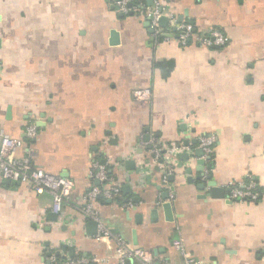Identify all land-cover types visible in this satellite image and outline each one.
Listing matches in <instances>:
<instances>
[{"label":"crops","instance_id":"crops-1","mask_svg":"<svg viewBox=\"0 0 264 264\" xmlns=\"http://www.w3.org/2000/svg\"><path fill=\"white\" fill-rule=\"evenodd\" d=\"M121 1L0 0V128L25 140L19 157L30 152L35 166L75 183L60 217L49 193L0 173V264H50L56 254L121 264L115 244L96 240L98 225L89 228L98 221L83 214L96 184L89 177L94 161L109 165L122 205H133L98 198L100 222L158 252L159 264H184L175 241L200 264H264V200L227 199L229 186L248 178L264 190V0H167L179 22L223 30L230 42L221 50L183 48L168 27L156 41L146 21L121 16ZM136 88H150L152 102L134 100ZM30 123L40 129L32 141L25 136ZM210 135L217 142L204 170L225 199L203 198L210 188L200 185L209 180H197L194 142ZM150 141L191 147L162 161ZM166 193L172 222L162 208Z\"/></svg>","mask_w":264,"mask_h":264},{"label":"built area","instance_id":"built-area-1","mask_svg":"<svg viewBox=\"0 0 264 264\" xmlns=\"http://www.w3.org/2000/svg\"><path fill=\"white\" fill-rule=\"evenodd\" d=\"M118 12L128 17L137 18L143 22L150 23L152 36L156 41L162 38L165 28L174 29V39L183 48L189 46H198L204 49L221 50L228 46L230 39L227 34L218 28H211L208 31L202 32L196 30V24L188 22H179L177 17L169 14L167 11V0H153V5L148 6L146 0H137L133 5V0H122L118 3ZM168 19L167 27L161 26V19ZM167 41L170 39L167 38ZM134 100L151 103L153 100V92L150 88H136L131 93ZM40 129L35 123H30L25 129V136L29 141L35 140L39 135ZM154 142V140H153ZM149 145L153 147L151 152L157 159L173 161L182 152L185 147L183 144L172 146H159L157 143ZM216 137L213 135L201 137L198 140L197 148L204 152L201 158L205 162H210L214 157ZM151 143V144H150ZM26 146L23 138H15L5 133L0 128V173L6 182L19 183L29 187L33 191L42 193L47 192L53 198V211L61 217L63 204L73 190L75 183L73 180H67L46 170L34 165L31 153L19 157L17 154ZM191 155L193 152L190 153ZM194 157V155H192ZM171 164V163H170ZM109 165L94 161L89 172V177L96 182L95 185L84 197L83 214L87 219L98 221V233L95 237L97 241L108 240L115 244L117 250V260L124 264L125 262L134 261L140 264H159L154 252L147 248L133 246L107 228L100 222L99 211L95 209V204L98 198H102L111 203H116V200L121 196V186L118 185L113 177L110 176ZM209 170H204L203 178L209 176ZM162 175V174H161ZM162 185H169V176L165 172L162 175ZM227 199L233 203H261L264 200L263 192L258 191L257 183L248 178L244 182H236L229 186ZM117 204V203H116ZM123 207L131 208L132 204L122 205ZM174 248L180 253L184 259V264H200L196 261L186 247L179 241L173 243ZM95 264L105 263L106 260L92 259ZM50 264H89L86 258H66L59 262L58 256L52 255Z\"/></svg>","mask_w":264,"mask_h":264},{"label":"water","instance_id":"water-1","mask_svg":"<svg viewBox=\"0 0 264 264\" xmlns=\"http://www.w3.org/2000/svg\"><path fill=\"white\" fill-rule=\"evenodd\" d=\"M146 3L150 7L153 5V0H146ZM121 16H123V15H121ZM181 19L182 18H180V22H181ZM160 23H161V26L163 28L167 27L168 19L166 17H163L161 19ZM145 26L150 29V23L148 21L145 22ZM150 32L152 33L151 29H150ZM166 36H168V35H166ZM112 43H113V45L119 44V34L115 31L112 33ZM8 116H9V114H8ZM147 140H149V138H146V141ZM194 144L197 145L198 142H194ZM184 145H185V147H191L189 142H185ZM148 149L152 150L153 147L149 146ZM203 155H204V152L198 148V150L196 151V157L198 158V160H197L198 171L201 173V175L197 178V180H200V181L203 180V171H204V165H205V161L201 159L203 157ZM184 158H185V160H189L190 156L188 154H184ZM102 163H106V162H102ZM126 167L128 170H133L135 168V162H133V161L126 162ZM187 172L191 173L190 169H188ZM207 179L209 180V182L207 184L200 185L201 190H205L206 187L210 188V192L208 194H206L205 196H203V198H207L209 196L212 199H225V197H226L225 190L222 188H218L217 183L215 181H213L211 179V177H208ZM192 181L193 180L190 179V182H192ZM130 189H131L130 186H124L123 187V190L125 192H129ZM163 199L165 200V202L162 204V208L164 210L166 220L169 222H172L174 220V217H173L172 203L169 201L170 200V194L169 193L163 194ZM108 203L110 204L111 201H108ZM151 215L153 217V221L156 222L158 219V209L157 208L154 209L151 212ZM57 216H53L52 218H54V220H57ZM96 225H98V224L93 221L88 226L92 230V228ZM96 233H97V231H96ZM96 233L93 231L91 232V234H96ZM134 244L138 245V242H137L135 237H134ZM61 248L64 252H67L69 249L71 257L74 255L75 249L67 248L66 246H63V245L61 246ZM157 253L158 252L154 251L155 255H157Z\"/></svg>","mask_w":264,"mask_h":264},{"label":"trees","instance_id":"trees-1","mask_svg":"<svg viewBox=\"0 0 264 264\" xmlns=\"http://www.w3.org/2000/svg\"><path fill=\"white\" fill-rule=\"evenodd\" d=\"M137 3V0H133V5L134 4H136ZM188 23H193V24H195V22L194 21H187ZM196 30H198V27H196L195 28ZM160 40H162V38H160L159 39V41ZM110 169V176L112 177V172H111V168H109ZM257 186H258V191L259 192H263L264 190H263V188H261V186H259L258 184H257ZM263 196H264V192H263ZM102 200V199H101ZM103 201V200H102ZM116 203L118 204V205H122V199H121V196L116 200ZM55 254V253H54ZM58 256V260H59V262H62V261H64V259H62V258H60L59 257V255H57Z\"/></svg>","mask_w":264,"mask_h":264}]
</instances>
